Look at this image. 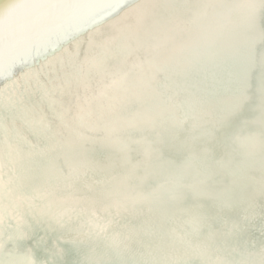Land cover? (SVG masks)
<instances>
[{"label": "water", "instance_id": "1", "mask_svg": "<svg viewBox=\"0 0 264 264\" xmlns=\"http://www.w3.org/2000/svg\"><path fill=\"white\" fill-rule=\"evenodd\" d=\"M243 2L238 11L236 7L222 11L226 12V17L217 13L220 19L216 21L215 32L205 37L193 35L184 43L183 50L172 47L175 50L171 49L164 60H159L149 50L147 60L137 65L134 60L139 56L133 55L134 51L124 50L120 52L123 58L113 61L112 68L108 64L104 68L93 63L95 65L86 72L81 70L80 73L84 71L81 74L87 79L85 82L79 85L80 80L77 81L75 88L64 90L61 97V93L54 94L51 103L54 110L63 104L64 113L52 118L57 127L54 130L48 128V137L40 135L41 139L32 138L20 131L21 127L13 134H0V138L7 136L5 139L8 141L17 140L22 145L10 150L6 159L8 162L0 159V172L5 163V173L8 174L6 180L0 175V180L8 183L0 187V211L6 203L45 186L49 177L60 175L58 185L67 187V200L78 199L87 203L91 202V197L95 198L94 194L109 192L103 202L108 211L91 208L89 213L99 221L95 226L97 233L111 234V227L118 223L112 204V199L118 197V190L111 185L108 190L99 191L110 185L108 175L101 173L99 167L105 166V160L122 165L144 162L136 167L160 171V180L157 182V175L152 176L144 181L137 180V186L155 183L152 195L156 200L161 199L163 202L157 201L163 206L169 202L172 205L181 202L180 193L203 191L204 202L222 213L219 234L222 251L226 240L234 242L226 241L232 244L228 250L229 258H224L219 248L205 241L195 257L182 251L173 253L171 245L162 242L165 261H160L153 251L145 250L144 253L136 248L132 250L135 258L131 264H144L142 257L138 258L142 253L151 258L148 264H264V201L257 203L262 202L255 211L246 203L245 209L241 206L244 211L237 213L240 219L235 224L229 223L225 216L228 212H235L239 201L246 200L250 194L256 199V194L264 195V189H258L249 179L258 175V170L264 166V1ZM210 5L205 7L209 23L216 20L215 9ZM196 25L188 24L185 28L194 31L192 29ZM166 30L158 36L159 41L166 36ZM124 60L132 62V67L128 74L116 80L115 74L119 71L117 63ZM95 79L108 86L106 93L88 90ZM83 91L85 102L75 105L78 98L84 95ZM197 102L205 109L201 116L200 105L195 104ZM76 109L79 113H72ZM183 112L188 117L183 126L196 123L198 136L190 139L188 149L178 158L155 161L151 153L156 147L149 142V136L166 125L168 127L172 118L179 119L178 124L182 126L179 116ZM26 121L31 122L27 118L16 126L26 124ZM71 131L76 138L73 149L74 144L69 141ZM161 146L158 150L170 156L177 151L166 144ZM136 147L138 151H135ZM140 149L145 152L139 153ZM168 168L172 172H168ZM76 171L80 173L76 175ZM95 175L103 179L98 183ZM210 186L212 190H203ZM123 192L138 202V190ZM137 202L130 205L143 206V213L129 206L125 210L126 218L134 220L131 216L138 218L142 214L150 220L163 218L157 216L152 205L145 208ZM257 211L260 213L256 214ZM71 213L72 216L81 215L77 208ZM175 214L181 212L177 210ZM21 220L18 217V221ZM190 224L195 230L205 228L192 221ZM50 240L51 244L47 245L49 242L41 238L38 240L40 245L28 249L26 240L18 239L22 249L14 251L7 246V240L1 239L0 264H50L54 261L62 264L64 256L60 253L55 254L58 258L44 255L51 247L53 251L56 249L55 252H65L64 247L58 245L61 240ZM45 247L49 248L45 250ZM112 258L110 256L109 264H115ZM75 261L76 264H83L79 258Z\"/></svg>", "mask_w": 264, "mask_h": 264}, {"label": "bare ground", "instance_id": "2", "mask_svg": "<svg viewBox=\"0 0 264 264\" xmlns=\"http://www.w3.org/2000/svg\"><path fill=\"white\" fill-rule=\"evenodd\" d=\"M247 1L245 0V3ZM242 2L243 0H0V125H2L0 134L10 135L21 127L20 131L32 138L48 137V132L57 127L52 118L56 114L64 113L63 104H59L54 110L51 104L54 94L63 93L64 90H69V87L75 88L74 84L79 80V85L85 82L87 79L81 74L85 70H89L95 64L103 65L104 68L108 64L111 67L113 61L123 58L120 52L124 50L134 51L133 55L139 56L134 60V64L137 65L147 60L149 50H152V54L157 55L159 60H164L171 49L175 50L172 47H177L178 51L183 50L184 43L193 35L205 37L215 32L220 14L226 17V12H221L233 7L238 11ZM208 5L215 9L216 14V20L210 18L211 23L206 19L208 16L205 7ZM195 23L197 25L192 29L194 31L185 28L186 25ZM165 29L166 36L159 41L158 36L162 35ZM165 37V41H162ZM128 61L117 63L119 71L115 74L116 80L130 72L132 62ZM81 70L84 71L80 73ZM100 82L95 79L89 84L88 90L106 93L105 89L108 86ZM82 94L84 95L78 98L75 105L85 102V91ZM195 104L200 105V116L203 115L205 109L201 103ZM203 104L209 109L205 101ZM78 111L79 109H76L72 113H79ZM184 112L181 116L178 115L182 119L180 122L182 126L178 124L179 119L172 118L168 127L166 125L154 135H150L151 138L149 136V142L156 147L151 153L155 161L178 158L188 149L190 139L194 135L198 136L196 123L194 124L197 128L193 123L183 126L188 118ZM27 118L31 122L26 121V124L16 126L18 122ZM48 128L52 129L46 134ZM69 136L70 143L74 144L76 138L72 131ZM5 138L7 136L0 138L1 160H6L10 150L16 145L22 146L20 141H8ZM163 144L172 146L177 151L170 156L158 150ZM74 146L75 144L71 148ZM138 149L136 147L135 151ZM142 152L145 150L140 149L139 153ZM146 159L147 157L144 161ZM104 162L105 166L99 167V170L108 175L110 185L99 191L108 190L111 185L113 189L118 190V197L112 199L118 223L111 227V234L97 233L95 226L99 221L89 213L91 208L108 211L103 202L109 192L94 194L95 198L91 197V202L87 203L78 199L67 200L69 199H66L67 187L58 185L61 176L56 175L49 177L46 180L47 184L42 188L20 196L1 208L0 240H7L9 244L7 246L14 251L22 249L17 243L18 239H25L28 249L40 245L38 240L41 238L46 241L51 238L61 240L58 245L64 247V253L55 252L56 249L53 251L52 247L51 249L45 247V250L49 248L51 252L42 251L46 257L49 254L58 258L55 254L60 253L64 256L62 264H76V258L81 259L83 264H109L110 256L113 257L115 264H131L135 258L132 250L136 248L144 253L153 251L160 261H165L166 256L162 255V242L171 245L173 253L182 251L188 256L195 257L198 255V248L205 241L219 248L224 258H229L228 250L232 244L230 242L227 244L226 241L233 240H226L222 251L219 242L222 213H218L216 207L204 202L203 191H196L197 193L193 194L180 193L179 197L183 198L181 202L178 201L177 205L164 203L163 206L157 201L161 199L156 200L152 195L155 183L137 186V180L144 181L156 175L158 177L160 171L136 167L138 163L144 162L133 164L130 162L125 165L112 160ZM2 168L0 175L6 180L8 174L5 163ZM166 170L172 172L169 168ZM79 173L80 171H76L75 174ZM257 173L258 175L252 174L254 177L250 176L249 179L258 186V189H264L263 165ZM95 178L98 183L103 179L98 175H95ZM159 178L160 176L156 178L157 182ZM4 184L8 183L0 180V187ZM210 188L213 189L210 186L203 190ZM132 189L139 192L136 196L138 202L126 196V192L121 193L122 190ZM256 195L258 199L251 197L250 194L246 200L239 201L235 212L225 214L228 222L232 224L238 222L240 214L237 213L244 211L241 206L245 209V203L255 211L257 206L262 204L257 203L264 201L263 193ZM131 202H137L136 204L144 205L145 208L152 205L157 216L163 218L150 220L146 214L138 218L131 216L134 220L126 218L125 210L131 206ZM131 207H135L139 212L143 211V206ZM74 208L79 209L81 215L72 216L71 210ZM177 210L181 214L176 215ZM18 217L22 220L18 221ZM190 221L205 228L195 230ZM79 237H86V240ZM50 241L46 244L50 245ZM144 253L138 258L142 257L141 261L148 264L151 258ZM59 262L54 261L50 264Z\"/></svg>", "mask_w": 264, "mask_h": 264}]
</instances>
